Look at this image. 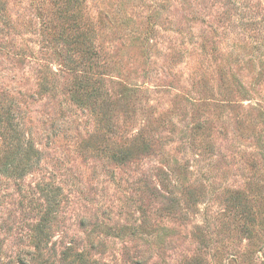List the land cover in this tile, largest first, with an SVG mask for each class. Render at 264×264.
<instances>
[{"label":"rangeland","instance_id":"1","mask_svg":"<svg viewBox=\"0 0 264 264\" xmlns=\"http://www.w3.org/2000/svg\"><path fill=\"white\" fill-rule=\"evenodd\" d=\"M15 149L0 264H264V0H0Z\"/></svg>","mask_w":264,"mask_h":264},{"label":"trees","instance_id":"2","mask_svg":"<svg viewBox=\"0 0 264 264\" xmlns=\"http://www.w3.org/2000/svg\"><path fill=\"white\" fill-rule=\"evenodd\" d=\"M21 153L22 152H20L19 149H15L14 152L10 153L9 155H6L4 157V160L0 163V173H16L19 174L20 177L29 165L27 163V159L22 157Z\"/></svg>","mask_w":264,"mask_h":264}]
</instances>
